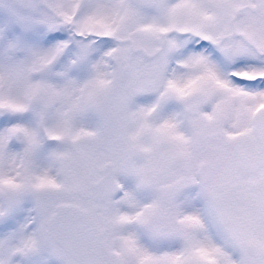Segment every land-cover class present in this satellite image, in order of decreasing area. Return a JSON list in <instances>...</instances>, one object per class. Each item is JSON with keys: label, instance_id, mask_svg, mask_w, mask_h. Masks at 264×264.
Here are the masks:
<instances>
[{"label": "snow or ice", "instance_id": "6c2138e0", "mask_svg": "<svg viewBox=\"0 0 264 264\" xmlns=\"http://www.w3.org/2000/svg\"><path fill=\"white\" fill-rule=\"evenodd\" d=\"M0 264H264V0H0Z\"/></svg>", "mask_w": 264, "mask_h": 264}]
</instances>
